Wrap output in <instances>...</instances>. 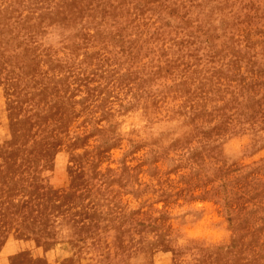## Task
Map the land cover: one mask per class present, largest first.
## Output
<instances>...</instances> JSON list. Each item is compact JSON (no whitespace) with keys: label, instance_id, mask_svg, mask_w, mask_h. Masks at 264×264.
Returning <instances> with one entry per match:
<instances>
[{"label":"rangeland","instance_id":"rangeland-1","mask_svg":"<svg viewBox=\"0 0 264 264\" xmlns=\"http://www.w3.org/2000/svg\"><path fill=\"white\" fill-rule=\"evenodd\" d=\"M0 264H264V0H0Z\"/></svg>","mask_w":264,"mask_h":264}]
</instances>
